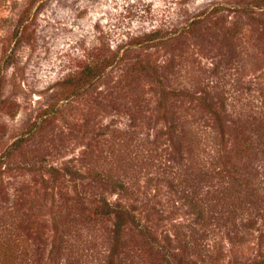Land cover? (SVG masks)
<instances>
[{"label":"rangeland","instance_id":"1","mask_svg":"<svg viewBox=\"0 0 264 264\" xmlns=\"http://www.w3.org/2000/svg\"><path fill=\"white\" fill-rule=\"evenodd\" d=\"M4 255L264 264V0H0Z\"/></svg>","mask_w":264,"mask_h":264},{"label":"trees","instance_id":"2","mask_svg":"<svg viewBox=\"0 0 264 264\" xmlns=\"http://www.w3.org/2000/svg\"><path fill=\"white\" fill-rule=\"evenodd\" d=\"M194 20L195 19H192V23L185 25L184 26L185 29H190V27H193V24L195 23ZM171 32H172V30H171ZM161 38H162V36H161ZM151 39H153V38H151V36H150V37H145L143 40L147 41V40H151ZM109 58H111V57H109ZM104 60H107V58H105ZM98 67H99V65H94L92 63H89L87 65V70H88L87 74L89 76L93 75L97 71ZM101 208H102V211H104V212H107V213L113 212L115 214L117 229H120L121 226L123 225L122 223H124L127 220L128 221L130 220L133 222L137 221V217L129 209H127L125 206L120 205L119 203L111 204L110 202H108L104 199V201H102ZM141 229H142V233L144 235H147L149 238L151 237L152 239L154 238L151 230H149L148 227L141 226ZM2 257H3V260L5 261V264H7V257L5 255Z\"/></svg>","mask_w":264,"mask_h":264}]
</instances>
